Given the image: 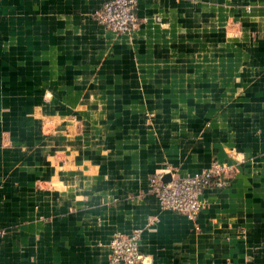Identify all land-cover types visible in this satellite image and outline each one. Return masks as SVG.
<instances>
[{
  "label": "crops",
  "instance_id": "obj_1",
  "mask_svg": "<svg viewBox=\"0 0 264 264\" xmlns=\"http://www.w3.org/2000/svg\"><path fill=\"white\" fill-rule=\"evenodd\" d=\"M0 0V264H264V0ZM230 166L196 221L151 176ZM168 172V174H167Z\"/></svg>",
  "mask_w": 264,
  "mask_h": 264
},
{
  "label": "built area",
  "instance_id": "obj_2",
  "mask_svg": "<svg viewBox=\"0 0 264 264\" xmlns=\"http://www.w3.org/2000/svg\"><path fill=\"white\" fill-rule=\"evenodd\" d=\"M139 0H105L94 13L95 22L114 33L126 34L137 26L136 9ZM230 166H214L213 169L186 176L166 172L153 175L148 180V192L156 196L163 211H169L196 221L203 208L202 196L208 189H223L227 186ZM168 174V172H167ZM6 230L0 228V238ZM109 264H140L144 261L139 248V235L116 234L110 243Z\"/></svg>",
  "mask_w": 264,
  "mask_h": 264
},
{
  "label": "water",
  "instance_id": "obj_3",
  "mask_svg": "<svg viewBox=\"0 0 264 264\" xmlns=\"http://www.w3.org/2000/svg\"><path fill=\"white\" fill-rule=\"evenodd\" d=\"M169 179H170V176H164L163 181H164V182H168Z\"/></svg>",
  "mask_w": 264,
  "mask_h": 264
}]
</instances>
